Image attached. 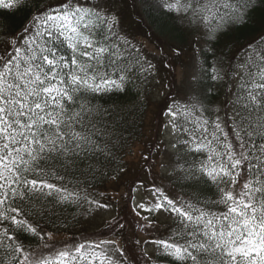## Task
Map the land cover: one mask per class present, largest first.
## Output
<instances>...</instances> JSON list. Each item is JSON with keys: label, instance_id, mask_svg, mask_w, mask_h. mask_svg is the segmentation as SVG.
Wrapping results in <instances>:
<instances>
[{"label": "snow or ice", "instance_id": "1", "mask_svg": "<svg viewBox=\"0 0 264 264\" xmlns=\"http://www.w3.org/2000/svg\"><path fill=\"white\" fill-rule=\"evenodd\" d=\"M145 5L192 37V55L183 87L162 112L170 139L154 142L169 162L155 173L152 153L144 157L151 199L131 209L150 238L122 243L128 223L120 219L88 233L77 225L110 206L92 194V181L109 169L113 180L127 175L111 166L146 85L161 66L174 75L176 62L184 64L182 44L166 43L157 57L138 38L155 35ZM128 7L129 0H0V264H158L161 257L264 264V21L243 44L229 39L254 23L264 0H131ZM129 23L149 30L134 34Z\"/></svg>", "mask_w": 264, "mask_h": 264}, {"label": "rangeland", "instance_id": "2", "mask_svg": "<svg viewBox=\"0 0 264 264\" xmlns=\"http://www.w3.org/2000/svg\"><path fill=\"white\" fill-rule=\"evenodd\" d=\"M130 4L131 1H129V5ZM145 7H147V5H145ZM128 11H132V8ZM129 24H131L130 26L134 34H138L141 30H143L142 26L140 29H137L135 24ZM138 38L143 41L149 53L155 52L154 55L157 57L159 56L154 45L156 44V40H146L141 35H138ZM190 56L191 55L188 54L182 57L184 64H182L179 60L177 61L176 65L178 66L176 67V73L171 81H166V83L163 82V84H155L153 90L148 93L147 100L150 97L148 106L151 107L148 110L143 126L144 137L141 140V144L136 143L133 153L127 157V175L121 180H116L113 184L110 182L109 190H105L106 193L104 196V203H107L110 206L106 209L96 210L93 213L95 218L88 223H83L81 226V229L84 230L85 233L102 230L105 223L116 218L120 219L122 223H128L127 231L124 233L127 240L121 238L122 243L134 242L136 239H149L145 233L140 232L135 227L134 215L131 216L129 210L135 206V203L146 202L151 199V196L146 189L152 186L153 176L148 171V165L145 163L144 157H147L149 156V153H152L151 161L155 165L153 170L155 173H160L161 164L166 165L169 162L168 154L166 152L161 151L159 154H156L154 142L163 145L167 144L170 139L169 133L165 131L163 126L165 117L162 115V112L164 110L165 102L167 101V103H171V97L175 95V89L183 87V83L187 78L186 73L189 71V69L185 67V64L188 63ZM149 58H151V56ZM224 98L225 97L223 96L219 101H223ZM221 115H223V112H221ZM155 135L157 137H155ZM169 151H171V149H169ZM136 169L144 171V175L141 176L140 173L135 171ZM132 175H134L135 180L132 179ZM127 176H130L127 184L122 183L118 186V183L122 180H126ZM140 181L145 183L146 188L137 187V184L140 183ZM157 183H159V181H157ZM131 189H135L134 193L130 191ZM132 194H134L133 199L131 198ZM141 214L147 215V213L143 210H141ZM161 219H163V217H161ZM95 226H97L96 229H94ZM133 232H136L135 236H133ZM161 232H164V230L162 229ZM153 234L156 235V233ZM71 235V232H61L58 234V238H63L65 236L70 237ZM77 235H79V233H77ZM148 250L149 254L155 258V253L153 252L151 246H148Z\"/></svg>", "mask_w": 264, "mask_h": 264}, {"label": "trees", "instance_id": "3", "mask_svg": "<svg viewBox=\"0 0 264 264\" xmlns=\"http://www.w3.org/2000/svg\"><path fill=\"white\" fill-rule=\"evenodd\" d=\"M129 1H131V0H129ZM130 8H131V4L129 5L128 10ZM141 11H142L145 19L148 21V24H150L152 26V31L155 32V35L151 36V39H149V40H156V44H154V45L156 47L158 55H160L159 50L161 48H164L166 43L182 44L183 47L185 48L186 55H188V54L192 55L191 50L188 47V40L192 37H189L187 33L181 31L175 25V22L167 19L166 17H161V16H159V14L150 13L148 8L145 6L141 9ZM262 21H264V8H260L256 11V13L254 15V23L248 25L247 27H245L243 29L238 30L235 33H230L229 39H235V40L239 41V43L243 44L247 39H250L253 35H255L260 30V24ZM130 25L131 24L126 25V30L134 33L133 30L131 29ZM141 26L143 27V31L147 32L149 30L147 28V26H144V25H141ZM165 35H167L169 37V39L165 43H162L161 41L164 40ZM142 37L144 39H146L144 36H142ZM154 53L155 52H153L151 54H154ZM177 66L178 65H176V64L174 66L175 67V73H176V67ZM175 73L173 75L169 71H166L161 66L158 76H156L154 79L150 80L149 83L145 87V90L147 92V97H148V93L153 90V87L155 86V84H158V83L163 84V82L166 83V81H168V82L171 81L174 78ZM217 92H218V99L219 100L222 99L224 94H223V91L219 90V86H217ZM112 99L116 100L118 103H125V104L129 103V101H130V97H119V98L113 97ZM104 100H108V98L105 97ZM149 101H150V97L148 100L146 98V102L140 105V111L134 117L135 124L130 129V131L125 134L126 140L124 141L122 148H120L117 152V156H118L117 164H113L111 166L112 168H115V167H117L118 164H120V165L124 166L126 168V170H128L127 157L133 153L136 143L141 144V140L144 137L143 126H144V123L146 120V115L148 113V110L151 107V106H148ZM103 102L104 101H101V103H103ZM108 102L111 103V101H108ZM155 137H157V136L155 135ZM154 140H155V138H154ZM108 171H109V177L108 178H105L102 176H97L96 179L94 181H92L91 192L97 199H99L101 201V203H104V196L106 193L105 190H109V183L112 182V184H113V182L116 181V180H113L110 178L111 174H112L111 170L109 169ZM135 171L140 173L141 176L144 175L143 174L144 171H142L141 169H136ZM129 177L130 176H127L126 180H122L120 183H118V186L121 185L122 183L127 184ZM132 179L135 180L134 175H132ZM169 186L172 187L171 185H169ZM130 191L134 193L135 189H134V191H133V189H131ZM175 191L176 192L181 191V189L178 185L175 187ZM133 195L134 194H132V197H131L132 199H133ZM80 211H83V209H81ZM70 212L75 213V210H70ZM129 212L128 213L132 216L133 213H132L131 209L129 210ZM68 214L69 213H65V215H68ZM82 225H83V223L77 225V227L81 229ZM96 227L97 226H95L94 229H96ZM161 233H163V232H161ZM161 233H156V235L152 234V236L155 237V236L161 235ZM154 256H155L154 259H157L156 254H154ZM158 264H168V261L164 260L161 257L158 260Z\"/></svg>", "mask_w": 264, "mask_h": 264}]
</instances>
